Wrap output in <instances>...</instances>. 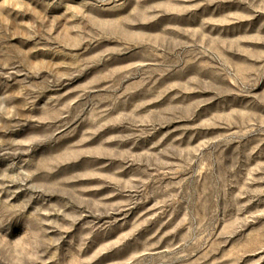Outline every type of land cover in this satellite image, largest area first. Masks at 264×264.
Here are the masks:
<instances>
[{
    "label": "rangeland",
    "instance_id": "obj_1",
    "mask_svg": "<svg viewBox=\"0 0 264 264\" xmlns=\"http://www.w3.org/2000/svg\"><path fill=\"white\" fill-rule=\"evenodd\" d=\"M0 264H264V0H0Z\"/></svg>",
    "mask_w": 264,
    "mask_h": 264
}]
</instances>
